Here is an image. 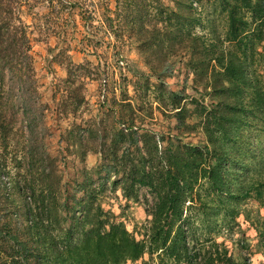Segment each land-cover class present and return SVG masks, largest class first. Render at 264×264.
<instances>
[{
    "label": "trees",
    "instance_id": "trees-1",
    "mask_svg": "<svg viewBox=\"0 0 264 264\" xmlns=\"http://www.w3.org/2000/svg\"><path fill=\"white\" fill-rule=\"evenodd\" d=\"M63 1L0 0V264H127L158 252L177 264H233L211 238L203 255L191 251L187 234L191 231L195 239V226H215L222 213L226 225H233L238 211L229 206L254 191L243 186L242 133L250 118L264 115V0H168V7L162 0H115L116 16L124 19L138 55L157 81L154 102L161 116L176 124L167 133L133 127L136 114L153 119L152 107L142 97L149 92V78L140 74V108L133 109L127 99L120 103L130 111L131 126L126 133L112 132L101 163L83 172L71 197L63 192L58 155L46 151L47 127H38L33 119L37 113L43 117L48 107L32 101L35 71L22 20L25 11L46 3L52 13L54 2ZM67 1L81 8L88 28L92 11L84 1ZM68 48L51 60L65 65L64 85L76 87H69L56 113L76 119L84 102L83 77L89 78L81 72L89 63L75 65ZM176 58L191 73L194 89L207 92L210 106L164 88L170 61ZM15 108L25 118L23 128L12 122ZM82 133L73 124L62 135L68 152L74 148L81 158ZM86 133L88 141L95 144L99 137L104 145L96 128ZM194 135L202 139L194 143ZM112 176V190L119 186L127 201H138L142 189L151 196L152 203L145 201L142 241L96 204ZM260 188L255 189L258 198ZM69 211L73 214L66 227L62 212Z\"/></svg>",
    "mask_w": 264,
    "mask_h": 264
},
{
    "label": "rangeland",
    "instance_id": "rangeland-1",
    "mask_svg": "<svg viewBox=\"0 0 264 264\" xmlns=\"http://www.w3.org/2000/svg\"><path fill=\"white\" fill-rule=\"evenodd\" d=\"M82 1L86 4L85 8L92 11L88 28L84 27L83 16L79 14L81 8L74 7L67 0L61 3L54 2L52 13L46 3L35 7L30 13L25 11L22 19L28 28L30 55L35 71L36 93L33 94L32 101L37 105L48 107L43 117L41 113H37L33 119L38 127L42 124L47 127L49 134L44 140L46 151L58 155V166L65 197L72 196L74 185L83 179V172H92L101 163V150L109 145L112 132L120 130L121 126H131L130 111L120 103L127 99L133 109L140 108L142 100L139 102L141 97L136 91L140 74L149 78V92L146 98L143 95L142 97L148 101V105H151L153 119L146 117V114H136L133 127L155 133H167L176 124L174 119L162 117L154 102L157 81L151 76L142 58L138 55L135 42L130 39L124 19L116 16L115 0ZM162 3L165 7L170 6L168 0H162ZM36 13L38 16L35 17L33 14ZM52 22L56 24L50 26ZM67 47H69L70 60L75 65L89 63L85 69L88 72H81L82 75L86 73L89 78L83 77L84 102L79 107L76 119L70 114L62 117L57 116L56 113L58 103L69 96V87L72 89L76 87L64 85L65 65L61 66L51 60L59 50ZM120 62L123 63V67L120 66ZM169 67V74L164 80V88L167 91L183 93L203 105L210 106L211 101L207 97V92L201 88L194 89L192 75L180 58L171 60ZM103 79L107 80L108 91L105 103H101L99 99ZM143 107L147 111V107ZM10 115L16 129L26 125L21 111L17 112L15 108ZM249 123V128L242 133L245 152L243 163L246 167L243 186L246 189L251 187L254 191L249 194L248 198L229 206L238 211L233 225H226L225 214L222 213L214 220L215 226L208 229L199 227V225L195 226L194 235H192L195 239L190 236L191 231L187 234L191 239L189 241L191 251L203 255L209 247L206 241L211 238L221 245L219 251L225 249L228 252L233 264H264V115L257 119L250 118ZM73 124L79 125L83 130L82 141L85 144L83 158L72 150L74 148H70L68 152L67 144L62 137L72 128ZM95 128L102 133L103 146L98 142L99 133L95 144L93 139L88 141L86 138V131ZM200 139H202L201 135H194L190 138L194 143ZM113 179L114 176L111 177L104 190L99 191L96 204L104 212L114 215L113 221L123 223L137 241H142L145 238L144 227L147 219L144 209L147 202L152 203L151 196L142 189L138 201L132 198L127 201L119 186L114 191L112 190L111 181ZM94 180L95 183L98 182L95 177ZM260 186H263L262 196L258 198L255 189H261ZM77 197H81V194ZM69 207H72V204ZM72 214L70 211L69 213L62 212L66 227L70 224ZM76 216L79 217L78 213ZM76 235L77 233L74 236ZM160 254L158 252L152 258L145 255L140 261L127 264H177ZM197 264H200V260Z\"/></svg>",
    "mask_w": 264,
    "mask_h": 264
},
{
    "label": "built area",
    "instance_id": "built-area-1",
    "mask_svg": "<svg viewBox=\"0 0 264 264\" xmlns=\"http://www.w3.org/2000/svg\"><path fill=\"white\" fill-rule=\"evenodd\" d=\"M120 66L123 67V63L120 62ZM108 95V91H107V80L103 79L101 81V89H100V95H99V99L101 103H105L106 98ZM121 130H123L125 133L128 131V128L125 126H121ZM135 130V128H134Z\"/></svg>",
    "mask_w": 264,
    "mask_h": 264
}]
</instances>
